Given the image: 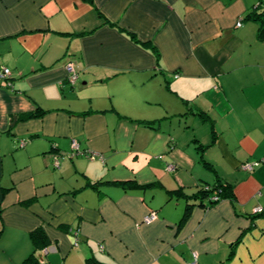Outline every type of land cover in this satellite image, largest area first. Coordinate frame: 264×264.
Instances as JSON below:
<instances>
[{
  "label": "crops",
  "instance_id": "crops-1",
  "mask_svg": "<svg viewBox=\"0 0 264 264\" xmlns=\"http://www.w3.org/2000/svg\"><path fill=\"white\" fill-rule=\"evenodd\" d=\"M259 1L0 0V264H264Z\"/></svg>",
  "mask_w": 264,
  "mask_h": 264
},
{
  "label": "trees",
  "instance_id": "trees-1",
  "mask_svg": "<svg viewBox=\"0 0 264 264\" xmlns=\"http://www.w3.org/2000/svg\"><path fill=\"white\" fill-rule=\"evenodd\" d=\"M247 18H251L255 21H257L260 25L259 28V36L262 37L264 35V7H258L255 9V11H253L252 13H250ZM39 113L41 114V110H38L37 112L31 113L29 115L26 116V119H30V118H35L39 115ZM149 125H151V123H148ZM100 183H94V184H90L89 186H92L93 188H97L99 186ZM232 191L233 188L230 185H219L216 187H206V188H202L200 191H198L197 194L191 196V197H186L188 202L191 200H198L202 203L206 202L208 203L207 205L212 206L215 203H217L218 201H220L222 198H231L232 197ZM216 197V199H215ZM192 205H190L189 203H187L186 207H185V212H184V216L182 219V222H184L190 214V211L192 209ZM32 239L34 241V245L35 248L37 250L39 249H43L46 248L47 245V239L45 236V233L43 232V230H36L32 233ZM34 257V254L31 255L25 262L24 264H28L32 261ZM34 264V263H32Z\"/></svg>",
  "mask_w": 264,
  "mask_h": 264
},
{
  "label": "built area",
  "instance_id": "built-area-1",
  "mask_svg": "<svg viewBox=\"0 0 264 264\" xmlns=\"http://www.w3.org/2000/svg\"><path fill=\"white\" fill-rule=\"evenodd\" d=\"M258 7H264V0H260L258 5H257V8ZM242 25V20H239L238 23H237V27H240ZM67 71H68V74H69V77H68V81L71 83V85H74L75 82L77 81V73L76 71L74 70V67L73 65H68L67 66ZM12 76V71L7 68V67H1V70H0V80H3V81H8V79ZM9 85V84H8ZM72 149H73V152H72V155H83V156H86L88 159L90 160H94L97 156L95 154H87L85 152H81L79 151V148H78V143L77 142H73L72 144ZM55 165L58 167L59 166V161L56 159L55 160ZM253 167L254 165H251V164H246L243 166V168L247 171H252L253 170ZM168 169L170 171L174 170V167L173 166H169ZM216 199V197H215ZM261 213H264V209L262 208H257L255 210V214H261ZM157 219V215L155 212H151L150 214H148L145 218H144V221L145 223H152L154 222L155 220ZM75 247L78 246V241L76 240L75 241V244H74ZM44 253H47V249H45L43 251ZM191 264H198L197 263V260H194L193 263Z\"/></svg>",
  "mask_w": 264,
  "mask_h": 264
}]
</instances>
